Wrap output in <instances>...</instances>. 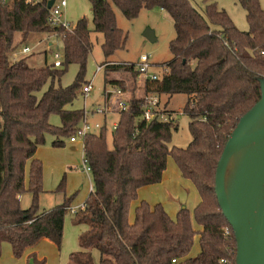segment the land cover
<instances>
[{"label": "trees", "instance_id": "1", "mask_svg": "<svg viewBox=\"0 0 264 264\" xmlns=\"http://www.w3.org/2000/svg\"><path fill=\"white\" fill-rule=\"evenodd\" d=\"M48 1L0 0V254L2 243L7 242L16 257L41 237L61 244L63 218L73 197H65L51 209L39 208L43 173L35 154L46 133L54 136L53 146H63L62 138L70 136L84 118V109L67 106L84 83L91 52L88 22L82 17L70 30L52 26ZM237 1L245 11L247 30L238 29L215 0H204V12L190 0H90L93 31L103 35L105 59L126 41L113 7L129 20L141 9L160 8L171 17L175 33L169 41L171 59L160 79L144 81L140 95H128L127 109L113 118L115 129L108 127L109 116H105L101 128L83 138L82 157L90 167L92 190L74 214L73 224L87 229L79 234L80 249L70 254L67 264H173L172 259L176 264H234L236 242L217 202L215 169L239 118L260 99L259 78L264 77V6L259 0ZM15 33L23 38L30 33L58 34L63 67L46 63L35 67L24 58L13 60ZM69 64H76L78 71L64 87L59 82ZM103 65L104 83L124 91V83L108 79L109 73L137 77L134 63L105 61ZM145 93L187 96L182 109L189 119L191 139L185 147L170 145L177 129L173 121L140 119ZM52 114L60 117V126L49 122ZM168 156L199 193L193 209L199 230L184 207L172 219L160 203L150 205L144 200L129 220L138 189L161 181ZM24 192L31 195L26 209L20 206ZM196 236L199 251L191 256ZM92 250L99 254L97 262ZM33 264L44 260L35 258Z\"/></svg>", "mask_w": 264, "mask_h": 264}, {"label": "rangeland", "instance_id": "2", "mask_svg": "<svg viewBox=\"0 0 264 264\" xmlns=\"http://www.w3.org/2000/svg\"><path fill=\"white\" fill-rule=\"evenodd\" d=\"M10 2L11 0H6ZM60 1V0H57ZM66 5L61 10V17L74 26L76 21L82 17L88 22L90 29L89 39L91 42V52L87 59L86 69L84 73V84L92 83L91 92L84 97L81 89L77 92V98L68 105L70 109H87L93 112L97 105H102L105 101L104 90H111L116 86L111 83H104V69L96 72L97 66L105 61L113 63H136L141 54L150 56L157 73L163 72L164 64L171 59L169 51V41L174 37V28L171 17L167 12L160 8L141 9L138 16L134 19H126L117 7H113L116 15V23L126 34L125 45L122 49L117 50L112 56L104 58L101 50L103 35L93 31L92 23V7L90 0H65ZM192 4L200 11L204 12V0H190ZM218 7L223 8L235 26L240 30H247L248 23L245 18V11L237 0H215ZM264 6V0H259ZM146 29L153 31L155 40L150 41L143 33ZM48 42L52 45H48ZM14 44L17 49L22 46H29L32 52L22 57L17 55L14 60L24 58L30 66L52 65L54 61V53L62 55V41L56 33H30L27 37L19 33L14 35ZM11 56V55H10ZM63 57H60L62 61ZM61 66L60 68H62ZM78 66L69 64L61 77L59 84L67 86L73 82ZM108 79H118L124 83L125 96H138L142 93L143 81L131 78L123 72H111ZM55 85H58L56 82ZM48 84L44 87L47 88ZM161 104H165L166 109L177 112L175 114V124L177 129L172 131L170 145L177 147H185L191 139L188 129V116L183 112V106L187 96L185 94H174L168 96L162 94ZM108 103L111 101L108 99ZM108 127L111 129L115 115H105ZM112 116V117H111ZM90 122L103 123L101 115L90 113L88 115ZM49 122L54 126H60V117L52 114ZM80 125V124H79ZM74 133V132H73ZM72 133V134H73ZM71 134V135H72ZM54 136L46 133L45 140L37 150L35 156L42 162V186L43 191L38 198L40 209H51L63 202L65 197H73L71 207L77 208L88 197L92 186L91 174H85L83 169L82 150L83 141L78 140L75 143L69 141V136L63 137V146L55 147L52 145ZM108 145H111L110 136L107 137ZM28 184V165L26 168L25 186ZM61 185V189L58 186ZM150 204L160 203L166 213L174 219L179 209L185 208L189 212L192 224L196 230H199L198 224L193 217V209L199 200V193L193 182L182 176L174 158L168 156L164 177L159 185L154 187L149 194ZM31 204V195L24 192L20 195V206L26 209ZM79 209V208H78ZM135 209V208H134ZM74 212L70 206L66 210L63 218V232L61 244L57 246L51 241H41L32 251H26L19 257L13 255L12 248L9 243H3L1 246L0 264H33L34 259H45L46 264H67L69 256L72 252L79 249L78 236L83 226L73 224ZM198 245L196 236L191 253L194 254ZM35 253V255H33Z\"/></svg>", "mask_w": 264, "mask_h": 264}, {"label": "water", "instance_id": "3", "mask_svg": "<svg viewBox=\"0 0 264 264\" xmlns=\"http://www.w3.org/2000/svg\"><path fill=\"white\" fill-rule=\"evenodd\" d=\"M143 35L155 40L150 29ZM259 83L260 99L239 118L215 169L217 202L236 242L234 264H264V77Z\"/></svg>", "mask_w": 264, "mask_h": 264}, {"label": "built area", "instance_id": "4", "mask_svg": "<svg viewBox=\"0 0 264 264\" xmlns=\"http://www.w3.org/2000/svg\"><path fill=\"white\" fill-rule=\"evenodd\" d=\"M29 1H36V0H29ZM66 5L65 0H54L52 6L50 7L48 22L52 26H61L64 29L70 30L73 26H70L68 22L62 19L61 17V10ZM32 52V48L29 46H22L16 50H14L11 54V58L14 60L17 55L25 56ZM263 53V52H261ZM62 55L59 53H54V61H53V67L54 68H60L62 66V61L60 60V57ZM105 65V64H104ZM104 65H98L97 70L101 71L104 68ZM134 70L137 73V79L144 81H154L159 80L161 75L166 71V68L161 73H157L155 71V67L153 65V62L150 60V56L147 54H141L139 57L138 62L134 64ZM92 90V83L87 82L84 84L81 88V92L84 94V97H86ZM110 94L108 99L111 101V103H108L106 99L102 105H97L95 109H93V112L95 114L101 115L103 118L105 115H118L120 112L124 111L128 107V96H125V91L122 90L120 87L116 86L115 88H112L111 90H106L105 94ZM106 97V96H105ZM161 95L157 93H145L143 94V100L141 103V115L139 116L140 119L145 120L146 122L151 121L153 119H157L159 121L165 122V121H173L175 122V114L177 112H170L171 110H168L164 107V104H161ZM89 110L84 108V118L80 122V125H78L74 133L69 136V141L71 143H75L78 140L83 141L84 136L87 133L90 132H97L103 123L101 122H90L88 119V115L90 113ZM117 124V121H112L111 130L115 129ZM83 160V157H82ZM83 169L86 173H90V167L85 163L83 160ZM90 189L92 190V186H90ZM225 234H228V229H225ZM172 263H176V259L171 260Z\"/></svg>", "mask_w": 264, "mask_h": 264}, {"label": "crops", "instance_id": "5", "mask_svg": "<svg viewBox=\"0 0 264 264\" xmlns=\"http://www.w3.org/2000/svg\"><path fill=\"white\" fill-rule=\"evenodd\" d=\"M48 45H52V43L48 42ZM25 56H27V55H25ZM25 56H22V57H25ZM82 156H83V153H82ZM164 171H165V170H164ZM84 172H85V171H84ZM85 174L88 175V174H90V173H86V172H85ZM163 177H164V172H163V174H162V178H163ZM162 178H161V180H162ZM160 182H161V181H160ZM160 182H159V183H160ZM159 183L150 184V185H145V186H142V187H140V188L138 189V191H137V198H136L135 200H133V201L131 202V204H130V211H129V220H130V221H132L133 216H134V208L139 204V202H140L141 200H147V201H149L150 199H149L148 196H150V195H149L150 192L152 191V189H154V187H156L157 185H159ZM199 200H200V196H199ZM199 200H198V202H199ZM198 202H197V203H198ZM197 203H196V205H197ZM83 204H84V202H83L79 207H77V208H72L71 205H70V209H71L72 212H74L75 209L78 210V208L82 207ZM149 204H150V203H149ZM150 205H153V204H150ZM196 205H195V206H196ZM195 206H194V207H195ZM64 216H65V215H64ZM76 226H83V229H82L81 233L87 229L86 226L83 225V224H78V225H76ZM195 229H197V228H195ZM199 229H200V227H199ZM195 238H196V237H195ZM197 238H198V236H197ZM43 240L50 241L49 239H47V238H45V237H41V238H39V239H38L33 245L26 247V248L24 249V251H23L22 254H24L26 251H30V250L33 251V250L35 249V247H36L41 241H43ZM51 242H52V241H51ZM3 243H6V242H3ZM3 243H2V245H3ZM79 249H80V248H79ZM79 249H78V250H79ZM198 251H199V247H197V249H196V251H195L194 254H192V253L190 252V255H191V256H194V255H196V254L198 253ZM91 252H92V256H93L94 260L97 262V261L99 260V254H98V252H97L96 250H92ZM33 255H35V253H33ZM37 260H44V264H46V263H45V259H38V258H37ZM173 264H176V263H173Z\"/></svg>", "mask_w": 264, "mask_h": 264}]
</instances>
